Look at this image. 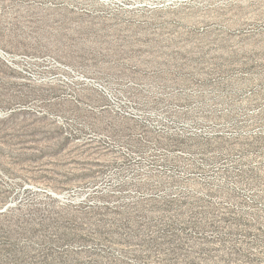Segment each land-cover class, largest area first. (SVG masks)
Returning <instances> with one entry per match:
<instances>
[{
  "label": "rangeland",
  "instance_id": "374dc122",
  "mask_svg": "<svg viewBox=\"0 0 264 264\" xmlns=\"http://www.w3.org/2000/svg\"><path fill=\"white\" fill-rule=\"evenodd\" d=\"M0 264H264V0H0Z\"/></svg>",
  "mask_w": 264,
  "mask_h": 264
}]
</instances>
